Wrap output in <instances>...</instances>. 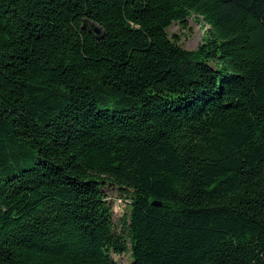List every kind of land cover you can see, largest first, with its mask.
Segmentation results:
<instances>
[{
    "label": "trees",
    "instance_id": "obj_1",
    "mask_svg": "<svg viewBox=\"0 0 264 264\" xmlns=\"http://www.w3.org/2000/svg\"><path fill=\"white\" fill-rule=\"evenodd\" d=\"M128 251L264 264V0H0V264Z\"/></svg>",
    "mask_w": 264,
    "mask_h": 264
},
{
    "label": "rangeland",
    "instance_id": "obj_2",
    "mask_svg": "<svg viewBox=\"0 0 264 264\" xmlns=\"http://www.w3.org/2000/svg\"><path fill=\"white\" fill-rule=\"evenodd\" d=\"M209 25L204 19L196 14H191L187 20V25L183 26L180 22L172 24L168 31L172 39H177L179 43L188 50L197 49L205 40ZM106 191L109 195V200L113 202L114 218L117 221L125 211H129L130 207L122 201L128 198L127 194L123 193L116 187L107 186ZM114 259L119 264H128L131 262V252L128 251L124 254H112Z\"/></svg>",
    "mask_w": 264,
    "mask_h": 264
},
{
    "label": "water",
    "instance_id": "obj_3",
    "mask_svg": "<svg viewBox=\"0 0 264 264\" xmlns=\"http://www.w3.org/2000/svg\"><path fill=\"white\" fill-rule=\"evenodd\" d=\"M92 29H93V31H94L95 33H99V32H100V30H99L98 27L93 26Z\"/></svg>",
    "mask_w": 264,
    "mask_h": 264
}]
</instances>
